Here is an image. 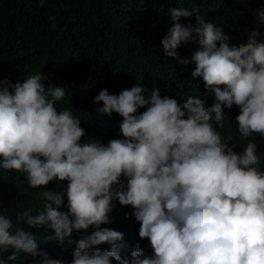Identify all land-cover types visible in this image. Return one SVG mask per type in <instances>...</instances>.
Segmentation results:
<instances>
[{"label": "clouds", "instance_id": "obj_1", "mask_svg": "<svg viewBox=\"0 0 264 264\" xmlns=\"http://www.w3.org/2000/svg\"><path fill=\"white\" fill-rule=\"evenodd\" d=\"M192 16L195 26L181 23ZM169 17L162 50L181 65L195 64L192 76L215 95L211 107L192 96L180 103L158 88L145 95L139 83L118 95L103 89L94 98L96 113L122 117V138L82 143L81 119L57 108L65 87L46 86L39 72L15 84L0 81V171L45 189L35 214L31 208L14 219L0 213V264L21 252L41 257V264H64L39 250L33 228L54 233L43 241L75 244L71 264H264V170L255 142L264 138V41L255 27L246 43L230 45L223 29L197 10L172 7ZM254 17L264 26V7ZM190 42L198 49L181 59L177 49ZM233 105L240 110L239 138L248 140L240 152L232 136L225 142L213 126H222L223 108ZM53 181H67L66 190H47ZM114 201L131 206L152 256L142 248L130 260L121 256L124 234L101 227L112 222ZM103 244L110 248L100 250Z\"/></svg>", "mask_w": 264, "mask_h": 264}, {"label": "trees", "instance_id": "obj_2", "mask_svg": "<svg viewBox=\"0 0 264 264\" xmlns=\"http://www.w3.org/2000/svg\"><path fill=\"white\" fill-rule=\"evenodd\" d=\"M172 7L197 10L206 21L223 29L230 45L246 43L248 32L255 27L260 32L259 39L264 41V26L254 24L255 9L264 7V0H0V81L7 79L15 84L39 72L45 76L46 86L65 87L66 96L57 108H71L81 119V127L86 130L82 143L98 139L107 144L111 139L122 138V117L113 113L112 117L101 118L96 113L94 98L103 89L118 95L139 83L145 86V95L158 88L162 96L180 103L192 96L211 107L216 102L215 95L202 78L192 76L195 64L181 65L162 50L161 40L170 27ZM181 23L195 26V16L182 18ZM198 47L191 42L182 45L177 49L179 57L191 59ZM239 112L236 105L224 107L222 126L213 121L225 142L233 137L237 152L248 143L239 138L235 123ZM255 142L264 170V138L256 136ZM66 188L67 181H53L47 186L54 192ZM43 190L28 188L19 173L0 171V213L14 219L17 212L31 208L35 214L43 207L39 195ZM64 199L61 211H67L66 195ZM132 211L131 206L123 207L114 201V210L109 214L112 222L101 227L124 234L123 242L128 247L121 252L123 258L130 260L131 252L137 248L152 256L150 242L139 237L140 224ZM29 230L41 242L40 251L51 259L71 264L75 244L65 241L61 247L56 241H43V236L54 235L51 230ZM92 231L93 228L88 233L74 232L71 239L80 240ZM98 247L103 251L110 245ZM41 259L21 252L17 260L8 264H41ZM112 264L117 262L113 260Z\"/></svg>", "mask_w": 264, "mask_h": 264}]
</instances>
